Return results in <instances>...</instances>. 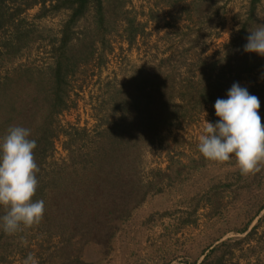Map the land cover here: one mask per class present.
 Returning a JSON list of instances; mask_svg holds the SVG:
<instances>
[{
  "label": "rangeland",
  "instance_id": "rangeland-1",
  "mask_svg": "<svg viewBox=\"0 0 264 264\" xmlns=\"http://www.w3.org/2000/svg\"><path fill=\"white\" fill-rule=\"evenodd\" d=\"M260 24L264 0L0 1V104L24 110L67 80L37 173L43 219L0 226V264H264V162L242 175L198 148L235 82L264 123V57L244 51ZM111 150H128L120 185L143 195L120 220L88 186Z\"/></svg>",
  "mask_w": 264,
  "mask_h": 264
},
{
  "label": "clouds",
  "instance_id": "clouds-1",
  "mask_svg": "<svg viewBox=\"0 0 264 264\" xmlns=\"http://www.w3.org/2000/svg\"><path fill=\"white\" fill-rule=\"evenodd\" d=\"M250 33L244 51L264 57V24ZM214 107L219 119L214 124L207 120L199 138V152L218 162L234 156L242 175L259 171L258 165L264 162V123L259 114V97L235 82L227 98H218ZM30 136V129L13 126L0 138V205L8 208L0 217V226L8 234L40 223L45 213V202L33 200L39 168L34 157L37 142ZM24 264H38V260L29 254Z\"/></svg>",
  "mask_w": 264,
  "mask_h": 264
},
{
  "label": "trees",
  "instance_id": "trees-1",
  "mask_svg": "<svg viewBox=\"0 0 264 264\" xmlns=\"http://www.w3.org/2000/svg\"><path fill=\"white\" fill-rule=\"evenodd\" d=\"M0 1L5 2V0ZM58 75V77L55 76L56 80L50 89L45 90L43 88L44 86L40 84L36 87L39 92L36 101L33 102V105L23 106L24 110L16 103H7L6 95H4L5 101L0 104V138H3L9 128L13 126H22L30 129L31 136L29 138L35 139L37 142L34 157L38 168L52 143L51 140H48V135L45 132L49 129V122L52 120V115L59 112L57 108L59 106L61 107L62 101H64L61 95L62 91L66 88L67 80L61 77L60 73ZM100 163V167L97 168V175L95 174L96 177L92 175V179L88 182L90 183L88 186L94 191V197H92L93 206L98 204L105 195H111L113 206L110 205L111 207L108 209L109 205L104 204L106 215L108 214L110 219H125L127 218V213H131V209L137 208L143 201L136 202V198L140 195V191L137 188L128 191L120 185L123 177L130 173V166L133 164L132 158H130L128 150H121L119 154L111 150L109 152V158L102 157ZM117 192H121L123 196L117 194ZM116 197L127 199L125 203L117 205ZM131 201L136 203L132 207L129 206ZM107 222L109 221L107 220ZM111 224L115 225L113 223Z\"/></svg>",
  "mask_w": 264,
  "mask_h": 264
}]
</instances>
